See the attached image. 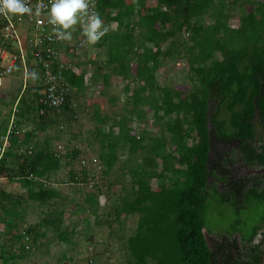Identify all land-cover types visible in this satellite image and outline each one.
<instances>
[{
  "label": "trees",
  "instance_id": "trees-1",
  "mask_svg": "<svg viewBox=\"0 0 264 264\" xmlns=\"http://www.w3.org/2000/svg\"><path fill=\"white\" fill-rule=\"evenodd\" d=\"M136 2L128 0L114 14L115 0H98L108 33L94 51L80 49L62 60L68 63L63 71L53 60V71L61 75L58 105H48L43 95L50 83L43 64L32 61L33 47L27 48L25 63L18 59L7 73L21 79L23 65L29 64L36 78H28L25 87L21 80L13 89L2 87L7 94L0 90L8 115L23 133L12 130L0 155V176L17 180L41 216L24 222L26 207L0 190V264H19L43 246L50 255L43 242L71 246V233L95 241L96 230L105 227L115 246L110 264H264V235L254 241L264 213L249 231L236 227L237 221L216 232L210 244L204 232L211 234L205 229L211 198L237 210L254 202L264 207L263 177L242 178L235 170L237 163L264 166V145L255 146L253 123L257 112L264 128V0ZM28 15L14 18L32 31ZM71 32L76 36L75 25ZM60 47L64 59L68 49ZM177 59L187 62L188 91L157 76ZM8 118L0 121V134ZM24 119L36 125L23 131ZM78 133L84 134L87 151L63 152ZM53 140L62 143L53 145ZM232 141L239 152L223 148ZM83 152L87 162L97 158L101 167L82 164ZM65 182L72 195L62 187ZM63 199L70 210L61 207ZM64 215L72 218L69 224ZM130 218L136 222L120 231L122 220ZM22 226L30 248L15 252ZM237 231L238 239L232 238ZM88 249L85 259L91 262L100 248L90 243ZM65 253L53 252V264H74L72 257L63 262Z\"/></svg>",
  "mask_w": 264,
  "mask_h": 264
},
{
  "label": "rangeland",
  "instance_id": "rangeland-1",
  "mask_svg": "<svg viewBox=\"0 0 264 264\" xmlns=\"http://www.w3.org/2000/svg\"><path fill=\"white\" fill-rule=\"evenodd\" d=\"M231 19H230V22L232 24L234 25L237 24L236 20L231 21ZM134 66L135 65H133L132 68H134ZM164 66L165 67L163 69H158L157 71V76L159 77V81H166V82L168 81L169 84H172L177 89L188 91L191 86V83L187 79V73H186L188 70L187 62H185L184 59H177L173 63H168V64L166 63V65ZM12 76L13 75H11L10 73V75L6 77L8 78V81H5V84H4V86H9L10 89H13L14 87H16L19 84L18 80L19 81L21 80L18 76H15L14 78ZM122 83L124 84L126 82L122 81ZM0 90L3 91L5 94L8 93V90H4L2 89V87H0ZM0 95H1V92H0ZM8 114H9V108L8 106L2 103L1 98H0V121L6 120L7 117L9 116L8 122L6 123L7 125L10 122V116H11ZM35 125H36L35 121L25 122V119H24V125H22V130L27 131L28 129H31ZM20 135L22 137L23 133H21ZM83 136H84L83 133L75 134V138L71 140L69 139L68 141L69 148L64 149L63 152L68 151L72 147H79L82 150L87 151V149L81 144L83 140L82 139ZM53 141H52L53 145H56L57 143H62V141L60 142H56V140H53ZM6 142L7 144H5V147L9 145V140H7ZM260 144L264 145V141H261ZM228 146H229L228 144L223 145V148L226 149ZM85 153L86 152H83L82 154L83 156H85L82 160L87 162L88 160L86 156L88 152L86 154ZM75 166H77L76 168H78L79 167L78 163H76ZM67 169L68 167L65 169H61L59 171V174H57L56 177H58L59 179V177H62V175H65V171ZM247 173H251V172L249 171L247 172L246 170H243L241 171L240 176L244 177L247 175ZM68 184L69 183L65 182L64 186L62 187H65L68 195H72L74 192L72 191V188H70L71 186L69 187ZM0 190L6 193H10L13 196L17 197L18 201L17 200L16 201L19 202L20 208L26 207V213H25L26 219L24 222L33 223L39 219V217L41 216V213L39 210L40 208H38L36 204L27 201V190L22 188L17 180L10 181L6 177H0ZM104 199L105 198L101 196L99 198L101 203H104L105 201ZM256 203L257 202L246 204L243 206L241 205L239 206L240 208L237 210V208L230 206L228 203L220 202V198L218 199L211 198L209 201H207L208 207H207V212H206L205 229L210 230L211 234L207 233V231H204V232L206 234L209 244L211 243L210 241L211 237L216 236V232L218 231L225 232L227 229L231 228L232 225L237 223V221H239L238 222L239 224L236 227L243 229L242 231H245V232L249 231L251 226L257 224L261 220L262 214L264 213L263 205H261L260 203H257V204ZM61 207L64 209V211H67V210H70V207L72 206H70V204L67 203L63 199ZM64 219H66L65 221H67V224H69L72 220V218L70 219V216H67V215H64ZM134 219L135 218L122 220L121 222L122 227L120 226L121 227L120 231L126 230L132 224V221L133 223H135L136 221ZM23 223L22 225L24 226L25 224ZM23 226L20 229H23ZM80 227H83V226L81 225ZM107 230L108 229L106 227L104 229L101 228L100 230H96L97 235L94 236L96 237V239L95 241L92 240L91 242L86 241L84 236L82 235H79V234L75 235L71 233L70 238L72 239L74 244L68 247H64V246L62 247L56 242H53V243L43 242V245H47V246L49 245L50 255H46L44 253L45 247L43 246V248L37 249L36 252L33 254V256L30 257L29 259L19 261V264H53V263H56L57 256L53 255L54 258L52 259L51 257L52 253L53 252L60 253L61 251H66L65 253L66 255H65L63 262L67 261L68 257L69 258L72 257V261L74 264H110L113 262L116 255L112 253V250L115 249V246H114V242H111V241H114V240H111L108 237ZM115 231H117L118 234L121 233L119 230H113V233ZM263 231L264 229H260L258 231V234L256 235L255 240H254L255 242L259 241V239L264 235ZM237 233L238 231L236 233H233L231 237L232 238L236 237L238 239L239 234ZM90 243H93L96 245L97 248H100V253L96 256V259L95 257L92 258L93 260L91 262L87 261L86 260L87 258L85 259V257L88 256L89 254L90 248L88 249V247Z\"/></svg>",
  "mask_w": 264,
  "mask_h": 264
},
{
  "label": "built area",
  "instance_id": "built-area-1",
  "mask_svg": "<svg viewBox=\"0 0 264 264\" xmlns=\"http://www.w3.org/2000/svg\"><path fill=\"white\" fill-rule=\"evenodd\" d=\"M52 3L53 0H28V6L32 9L28 15V20L34 24L32 31H30L27 26H24V29L17 28L16 25H18V22L14 16L8 18L4 15H0V24L3 22L4 25V27H1L2 32L0 33L1 37H4V39L0 41V59L2 60L1 67L3 68V70L0 71V83L3 75H6L14 68L18 59L25 63L27 58V48H30L31 46L33 47L32 61L42 63L45 67L44 76L48 79L50 85L43 90V95L46 100L49 101L47 102L48 105L51 106L58 105V103L62 100L60 93L56 88V80L61 75L59 76L53 71V60L55 59L57 64L59 62L58 68L61 71H63L62 68L68 66V63L65 64V62H62V60L66 61L67 59H61V54H59L60 50H57L56 45L60 44V49L62 47L68 49L67 52H69V54L75 53L83 47L88 46V44L85 43L86 38L81 35L83 31L79 32V38L71 44L66 43L65 40L57 38V35L53 30L56 26L48 23L47 13ZM88 4V13H96V1L88 0ZM33 39L34 41H32ZM10 49H15V52H10ZM6 56H8V62L3 64V59ZM57 58L59 60H57ZM22 70V82L23 87H25L27 79L31 77V73H33L34 70L29 64H24ZM10 130L11 129H9L4 136V143L10 133ZM82 163L84 164V160H82ZM22 236L25 241L24 246L25 248H28L29 235L26 231H22Z\"/></svg>",
  "mask_w": 264,
  "mask_h": 264
},
{
  "label": "clouds",
  "instance_id": "clouds-1",
  "mask_svg": "<svg viewBox=\"0 0 264 264\" xmlns=\"http://www.w3.org/2000/svg\"><path fill=\"white\" fill-rule=\"evenodd\" d=\"M97 6L98 0H95ZM89 7L88 0H53V3L51 4V7L49 8V11L47 13L48 15V23L56 26L53 30L55 31L57 38L61 40H65L66 43H73L79 38V32L83 31L81 33L82 36L86 38L85 43L88 44V46L83 47L81 50L84 51L88 48H90L92 51L95 50V44L106 34L108 33L109 27H104L102 25V20L99 16V12L96 9V13L93 12L91 14L88 13L87 9ZM32 9L28 6V0H0V15H4L8 18H11L12 16L16 15H24L26 13H30ZM235 20V17H232L231 21ZM76 26V36H72L71 29L73 26ZM4 27L3 22L0 24V33L2 32L1 27ZM19 29H24V26L18 22V25H16ZM83 27V28H81ZM114 27V26H112ZM188 35V34H187ZM73 38L72 41H70ZM4 37H1L0 34V41L3 40ZM7 43V42H4ZM73 53L66 52L65 58L67 60H70L73 56ZM84 59V56L83 58ZM3 64L8 62V56H6L3 59ZM70 62V61H69ZM2 65V60H1ZM78 72H80L79 68L77 69ZM9 75H3L0 83V87H4L5 81H8ZM31 76L33 79L36 78V73H31ZM22 81V77H21ZM127 82V81H125ZM14 116H10V122L7 125V128L3 134H0V142L2 143V146L0 148L1 152L4 151L5 144H7V140L10 142V134L13 129H15V133L19 136L22 132H20V128L15 124ZM13 124V127H12ZM10 130V133L4 143V136L6 135L7 131ZM83 164V163H82ZM84 164L89 168H100L101 163L97 158H94L92 160H89V162L84 161ZM2 177V176H0ZM103 197V196H101ZM1 214V210H0ZM2 222H0V232L2 231L3 227ZM27 224H25L26 226ZM21 230V229H20ZM22 231H26V229L21 230V240L20 243H14L13 247L15 252H19L20 248L23 246L25 248L24 244V238L22 236ZM27 232V231H26ZM28 234V233H27ZM29 235V234H28ZM30 237V236H29ZM29 247L25 248L29 250Z\"/></svg>",
  "mask_w": 264,
  "mask_h": 264
},
{
  "label": "flooded vegetation",
  "instance_id": "flooded-vegetation-1",
  "mask_svg": "<svg viewBox=\"0 0 264 264\" xmlns=\"http://www.w3.org/2000/svg\"><path fill=\"white\" fill-rule=\"evenodd\" d=\"M255 118H256V116H255L254 119H253V123H254V127H255L254 142H255V146H256V147H259V145H260V143H261V141H259V137L264 136V128L261 127L260 130L256 128L255 121H254ZM257 118H258V120H259V117H257ZM259 121H260V120H259ZM228 145H229V146H228L226 149H228V150L233 149L234 152H239V150H236L237 142L232 141V142H230ZM232 154H233V153H232ZM235 165H237V166H236V169H235V167H234V169L236 170V175H237V176H240L241 171L246 170L247 172L249 171V172H251V173H253V174L258 175L259 177H263V180H264V166H259V167H254V168H253V167H248V166L245 165V164H244L243 166H240L241 163H237V164H235ZM237 167H240V168H237ZM237 169H239V170H237ZM251 173H247L246 176H248V175L251 174ZM246 176H244V177H242V178H245ZM240 177H241V176H240ZM244 182H246V180H245ZM249 185H252V182H250V184H248V186H249ZM261 229H264V225H263V227H261ZM263 234H264V231H263Z\"/></svg>",
  "mask_w": 264,
  "mask_h": 264
},
{
  "label": "crops",
  "instance_id": "crops-1",
  "mask_svg": "<svg viewBox=\"0 0 264 264\" xmlns=\"http://www.w3.org/2000/svg\"><path fill=\"white\" fill-rule=\"evenodd\" d=\"M125 2H128V0H115V5H110V10L113 11L114 14H116L119 9L118 7H120L122 4H124ZM133 3H137L136 0H132ZM111 26H114V24H112ZM3 134V133H2Z\"/></svg>",
  "mask_w": 264,
  "mask_h": 264
},
{
  "label": "water",
  "instance_id": "water-1",
  "mask_svg": "<svg viewBox=\"0 0 264 264\" xmlns=\"http://www.w3.org/2000/svg\"><path fill=\"white\" fill-rule=\"evenodd\" d=\"M255 116H256V118H255L254 121H255L256 128L260 130L261 127H262V125H261L260 121L257 118L258 117V113L257 112H256V115Z\"/></svg>",
  "mask_w": 264,
  "mask_h": 264
},
{
  "label": "bare ground",
  "instance_id": "bare-ground-1",
  "mask_svg": "<svg viewBox=\"0 0 264 264\" xmlns=\"http://www.w3.org/2000/svg\"><path fill=\"white\" fill-rule=\"evenodd\" d=\"M66 49V48H65ZM62 70H63V68H62ZM63 76V75H62ZM63 78V77H62ZM69 90V89H68Z\"/></svg>",
  "mask_w": 264,
  "mask_h": 264
}]
</instances>
